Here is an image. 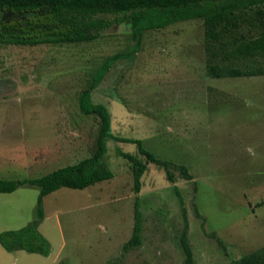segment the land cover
Segmentation results:
<instances>
[{
    "label": "rangeland",
    "instance_id": "374dc122",
    "mask_svg": "<svg viewBox=\"0 0 264 264\" xmlns=\"http://www.w3.org/2000/svg\"><path fill=\"white\" fill-rule=\"evenodd\" d=\"M133 45L126 23L90 43L0 46V81L9 85L0 87V179L41 178L93 155L100 120L83 114L81 95L109 56ZM206 65L203 21L180 22L145 32L139 53L117 62L93 94L109 108L114 136L186 166L191 181L178 171L171 184L148 164L136 194L132 164L119 151L138 155L137 145L109 141L113 179L44 198L39 230L51 254L0 244V264H185L186 223L195 264H227L263 248L264 76L213 79ZM39 195L37 187L0 194V234L33 222ZM137 198L142 243L124 252Z\"/></svg>",
    "mask_w": 264,
    "mask_h": 264
},
{
    "label": "trees",
    "instance_id": "16d2710c",
    "mask_svg": "<svg viewBox=\"0 0 264 264\" xmlns=\"http://www.w3.org/2000/svg\"><path fill=\"white\" fill-rule=\"evenodd\" d=\"M195 20L204 23L206 68L211 78L264 76V0H0V46L90 43L110 28L126 23L131 26L134 42L131 51L109 56L81 95L83 114L100 120L93 155L41 178L0 179V194H11L22 187L40 190L35 220L19 230L0 234V244L7 252L51 254V244L39 230L45 219L44 198L62 188L84 190L113 179L115 174L106 161L109 141L136 144L138 155L146 158L144 161L138 155L119 151L132 164L136 194L141 192L148 164L161 168L171 184L177 183L178 171L183 179H193L186 166L157 158L141 140L114 136L112 114L105 104L94 102L93 94L117 62L130 60L139 53L145 32ZM174 190L181 198L176 186ZM142 230L143 214L137 198L134 234L124 245V252L141 245ZM181 246L185 264H195L188 242V223L181 237ZM227 264H264V247Z\"/></svg>",
    "mask_w": 264,
    "mask_h": 264
},
{
    "label": "crops",
    "instance_id": "0c3cea01",
    "mask_svg": "<svg viewBox=\"0 0 264 264\" xmlns=\"http://www.w3.org/2000/svg\"><path fill=\"white\" fill-rule=\"evenodd\" d=\"M5 85H6V86H9V85L6 84V82H4V81H0V87L5 86Z\"/></svg>",
    "mask_w": 264,
    "mask_h": 264
}]
</instances>
